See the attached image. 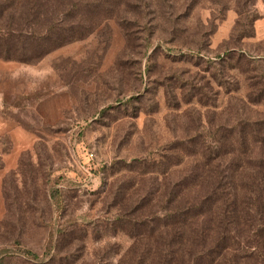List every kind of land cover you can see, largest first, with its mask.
Returning <instances> with one entry per match:
<instances>
[{"label": "rangeland", "instance_id": "obj_1", "mask_svg": "<svg viewBox=\"0 0 264 264\" xmlns=\"http://www.w3.org/2000/svg\"><path fill=\"white\" fill-rule=\"evenodd\" d=\"M85 3L86 39L0 61V264H137L121 220L152 224L197 152L264 121V0Z\"/></svg>", "mask_w": 264, "mask_h": 264}, {"label": "trees", "instance_id": "obj_2", "mask_svg": "<svg viewBox=\"0 0 264 264\" xmlns=\"http://www.w3.org/2000/svg\"><path fill=\"white\" fill-rule=\"evenodd\" d=\"M86 5L0 0V61L37 63L86 39L96 26L83 12ZM73 20L80 24H69ZM239 124L226 148L197 152L205 163L183 169L177 194L167 190L163 216L155 214L152 224L121 220L140 247L137 264H152L147 256L160 264H220L232 252H249L255 264H264V121ZM132 223L141 225L130 230Z\"/></svg>", "mask_w": 264, "mask_h": 264}]
</instances>
